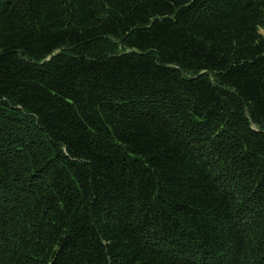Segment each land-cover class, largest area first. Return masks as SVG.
Listing matches in <instances>:
<instances>
[{"label":"trees","instance_id":"trees-1","mask_svg":"<svg viewBox=\"0 0 264 264\" xmlns=\"http://www.w3.org/2000/svg\"><path fill=\"white\" fill-rule=\"evenodd\" d=\"M0 264H264V0H0Z\"/></svg>","mask_w":264,"mask_h":264}]
</instances>
